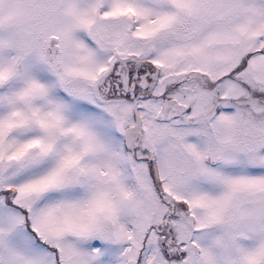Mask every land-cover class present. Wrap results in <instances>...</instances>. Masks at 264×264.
<instances>
[{
	"label": "snow or ice",
	"instance_id": "obj_1",
	"mask_svg": "<svg viewBox=\"0 0 264 264\" xmlns=\"http://www.w3.org/2000/svg\"><path fill=\"white\" fill-rule=\"evenodd\" d=\"M0 264H264V0H0Z\"/></svg>",
	"mask_w": 264,
	"mask_h": 264
}]
</instances>
